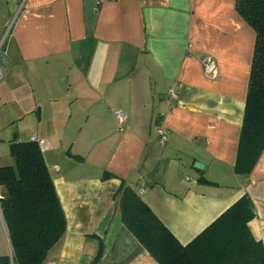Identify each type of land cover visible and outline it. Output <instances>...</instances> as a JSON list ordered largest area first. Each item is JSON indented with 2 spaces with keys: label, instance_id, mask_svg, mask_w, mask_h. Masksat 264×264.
<instances>
[{
  "label": "crops",
  "instance_id": "0c3cea01",
  "mask_svg": "<svg viewBox=\"0 0 264 264\" xmlns=\"http://www.w3.org/2000/svg\"><path fill=\"white\" fill-rule=\"evenodd\" d=\"M96 1L0 0V167L14 166L12 142L42 140L66 218L42 264H158L121 222L122 185L182 244L246 195L264 243V151L234 172L255 44L236 0Z\"/></svg>",
  "mask_w": 264,
  "mask_h": 264
},
{
  "label": "trees",
  "instance_id": "16d2710c",
  "mask_svg": "<svg viewBox=\"0 0 264 264\" xmlns=\"http://www.w3.org/2000/svg\"><path fill=\"white\" fill-rule=\"evenodd\" d=\"M235 6L255 32L234 168L248 175L264 151V0H236ZM9 152L14 166L0 167L6 189L0 211L12 256H0V264H42L63 237L66 218L38 143L12 142ZM120 194L121 222L158 264H264V243L248 225L254 215L246 195L182 244L133 189L122 185Z\"/></svg>",
  "mask_w": 264,
  "mask_h": 264
},
{
  "label": "built area",
  "instance_id": "2783aa9c",
  "mask_svg": "<svg viewBox=\"0 0 264 264\" xmlns=\"http://www.w3.org/2000/svg\"><path fill=\"white\" fill-rule=\"evenodd\" d=\"M99 3L100 1L97 0L96 4L98 5ZM8 33H9V29L6 31L4 36L0 39V82L4 80V78L7 75L8 69H9L8 54H7L6 47H5ZM200 62H201L202 71L204 75L208 77L213 76L215 69H216V64L213 61V59L209 55L204 54L201 56ZM170 94L173 95L172 92H170ZM114 115H115V119H116L118 127L122 128L124 125L125 119H126L124 113L119 110H116L114 112ZM155 132L158 137L159 143L163 146L167 141V131L164 125L162 124V122L156 123ZM33 140L38 143L40 148H44L45 144L42 140H35L34 137H33Z\"/></svg>",
  "mask_w": 264,
  "mask_h": 264
},
{
  "label": "water",
  "instance_id": "95a60500",
  "mask_svg": "<svg viewBox=\"0 0 264 264\" xmlns=\"http://www.w3.org/2000/svg\"><path fill=\"white\" fill-rule=\"evenodd\" d=\"M194 167H195V168H198V167H199V164H198V163H195V164H194ZM248 209H249V211H250L252 214H255V211H254V205H253L252 203L249 204Z\"/></svg>",
  "mask_w": 264,
  "mask_h": 264
}]
</instances>
